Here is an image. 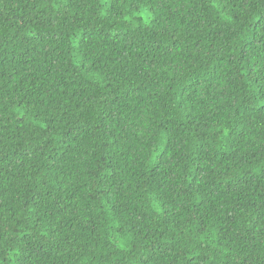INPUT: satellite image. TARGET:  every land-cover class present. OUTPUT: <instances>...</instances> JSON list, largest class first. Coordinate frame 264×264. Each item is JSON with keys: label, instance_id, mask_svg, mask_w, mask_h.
Segmentation results:
<instances>
[{"label": "trees", "instance_id": "trees-1", "mask_svg": "<svg viewBox=\"0 0 264 264\" xmlns=\"http://www.w3.org/2000/svg\"><path fill=\"white\" fill-rule=\"evenodd\" d=\"M0 264H264V0H0Z\"/></svg>", "mask_w": 264, "mask_h": 264}]
</instances>
